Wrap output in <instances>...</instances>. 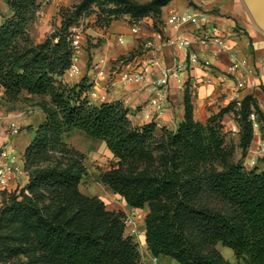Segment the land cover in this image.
Segmentation results:
<instances>
[{
    "label": "trees",
    "instance_id": "obj_1",
    "mask_svg": "<svg viewBox=\"0 0 264 264\" xmlns=\"http://www.w3.org/2000/svg\"><path fill=\"white\" fill-rule=\"evenodd\" d=\"M5 1L0 93L26 91L49 100L39 104L44 119L27 127L34 133L22 154L28 181L1 191L0 260L22 254L27 261L20 264H143L138 241L126 233V213L80 188L85 154L65 139L77 128L105 141L117 158L101 181L131 206H151L145 239L156 256L179 264H264V156L261 166L247 167L244 160L255 136L252 113L264 122L253 94L200 121L186 92L184 119L158 134L154 121L134 123L121 100L93 102L86 77L64 81L74 57L71 26L95 12V3L108 6L109 22L126 12L136 20L149 12L159 19L171 0H80L60 9L61 25L39 42L31 26L40 1ZM230 111L239 124L236 145L227 143L222 123ZM218 243L234 250L235 262Z\"/></svg>",
    "mask_w": 264,
    "mask_h": 264
},
{
    "label": "crops",
    "instance_id": "obj_2",
    "mask_svg": "<svg viewBox=\"0 0 264 264\" xmlns=\"http://www.w3.org/2000/svg\"><path fill=\"white\" fill-rule=\"evenodd\" d=\"M1 1H4L7 5L5 0ZM193 1L194 4H189L188 0H171L167 5L163 6L161 18L164 25L160 30H153L152 33L155 35V39L152 47L146 53L127 61L114 62V59L117 58L119 53L126 54L137 46L138 43L134 41L133 36H129L127 46L115 52L113 47L114 33H119V30H123L118 25V21H113L108 28H98V31L105 36L106 40L95 48L92 53V65L88 66V56L81 48L76 62L79 67L78 74L72 78L65 74L64 81L74 84L82 77H86L87 81L92 83L91 90L96 91L98 94L91 98L93 102L121 100L129 109V116L134 123L143 124L154 121L156 124L155 131L158 134L162 132L163 127L175 129L184 119L186 92L189 94L193 105L194 117L200 121H206L213 113L218 112L230 101L241 99L248 94L254 95L264 115V27L256 23L244 0ZM172 8L178 11L190 9L207 11L210 19V29L226 36L230 51L236 52L239 58L245 61V66L230 71L228 69L230 64L229 53L215 56L212 53V44L201 46L195 42L193 50L202 59H208L211 63L210 66L195 64L188 71L180 72L178 76L172 77L167 91V107L162 114L156 115L149 103L152 95L150 82L159 76L162 67H171L178 61L184 60L187 56V52L184 49L178 48L170 40V37L176 32L166 24V18ZM7 10L6 13H9L8 5ZM152 20L150 18L148 21L152 23ZM32 37L36 42L45 38V36L39 38L33 34ZM98 65L105 68V77L98 75ZM112 66H114L113 70ZM128 68L146 70L149 80L145 85L124 84L120 79V73ZM38 115L40 119L37 124L33 125L34 127L45 117L41 109ZM231 115L234 117V113L231 111L226 113L222 118V123L224 124V130L227 131V128H229L236 131L238 141L239 124L235 117L232 124L226 125ZM32 122L28 124H33ZM263 130L264 125L260 124L247 156L255 154L260 147H264ZM33 135V131L27 130L25 135L16 137L13 141L14 148L20 154H23ZM259 165L261 166L262 163H259ZM27 181L28 174L13 182L9 186V190L15 189L18 184L23 186ZM133 208L126 202V206L123 207L122 211L129 212ZM142 227L145 228V220L142 223ZM138 248L143 264H179L171 256H156L148 247L145 233L142 235Z\"/></svg>",
    "mask_w": 264,
    "mask_h": 264
},
{
    "label": "rangeland",
    "instance_id": "obj_3",
    "mask_svg": "<svg viewBox=\"0 0 264 264\" xmlns=\"http://www.w3.org/2000/svg\"><path fill=\"white\" fill-rule=\"evenodd\" d=\"M40 8L36 13L35 20L31 26V32L36 37L42 38L49 33H51L56 27L61 25L62 16L60 14V9L65 7H71L73 4L79 2L80 0H39ZM146 1V0H140ZM189 4H194L193 0H188ZM95 3L94 9L96 10L89 16L82 14L78 19L75 20V23L71 26V29L80 30L84 37L82 38V49L86 52L88 56V66H91L92 63V53L95 51V48L99 47L102 42H104L105 36H103L98 28H108L113 21H118V25L123 30H119V33H114L113 37V47L114 51L127 46L129 41V36H133L134 41H137V46L132 50H129L128 53L122 54L119 53L115 61H127L129 59L135 58L143 53H146L154 43L155 35L152 33L153 30H160L164 25L163 19H155L153 14L149 12L143 16L140 20H136L131 13L126 12L119 16V18H113L111 21H107V12L104 9H107L104 6ZM7 5L4 1L0 0V21L3 18L4 13H6ZM99 13V15L97 14ZM116 16L112 14V17ZM152 18V23L148 20ZM146 19V20H144ZM138 24L139 31L137 33L131 32V26ZM121 31V32H120ZM122 35L125 42H120L118 37ZM113 51V52H114ZM113 64V63H111ZM114 66H112V70ZM49 100L48 96L32 95L26 91H22L19 95L14 97H6L0 93V148L4 145L9 144L14 147L13 141L16 137L20 135H25L27 132L28 125L37 124L40 117L38 115L40 111L39 104L47 103ZM32 119V120H31ZM234 117L231 115L228 118V123L232 124ZM33 121V124H28ZM264 123V122H263ZM262 123V124H263ZM264 125V124H263ZM18 127V132H14V128ZM255 127V126H254ZM259 128H255V133ZM226 131V130H225ZM264 136V130L262 131ZM65 139L68 143L79 149L85 154V165L86 173L84 174L81 182L80 188L83 192L89 195H97L101 197L109 209L122 210L126 206L125 199L118 193L114 192L109 186L104 184L100 179L101 172L110 169L117 161V158L114 156L112 151L108 148L105 141L93 138L85 131L81 129H73L71 132L65 135ZM226 139L228 144L236 145L237 136L236 131L233 129L227 128ZM17 150V149H16ZM18 151V150H17ZM19 152V151H18ZM234 157L237 159L241 157L240 149H235ZM244 160H246L244 158ZM0 190V201L2 200ZM163 200H159L154 203V207L159 209L161 207ZM151 206L146 204L141 211V217L138 219L139 230L142 227V223L146 218V215L149 213ZM132 210L125 212L126 214H131ZM143 231H138L134 236V239L140 244ZM221 253L230 261H236V255L234 250L222 244L217 246ZM21 261H27V257L20 254L13 258L0 260V264H20Z\"/></svg>",
    "mask_w": 264,
    "mask_h": 264
},
{
    "label": "built area",
    "instance_id": "obj_4",
    "mask_svg": "<svg viewBox=\"0 0 264 264\" xmlns=\"http://www.w3.org/2000/svg\"><path fill=\"white\" fill-rule=\"evenodd\" d=\"M214 1V0H208ZM166 24L176 32L170 37V40L178 48L184 49L187 56L184 60L178 61L175 65L162 67L159 76L150 82L152 95L149 103L153 112L156 115L162 114L167 107V91L170 79L178 76L180 72L188 71L195 64L210 66L208 59H202L199 54L193 50L195 42L201 46L213 45L212 53L217 56L223 53H229L230 71L237 70L245 66V61L241 60L236 52L230 51L226 36L210 29V19L207 11L200 9H190L186 11H178L172 8L166 18ZM139 31L138 24L131 26V32ZM83 33L75 28L71 36V44L74 48V57L71 66L67 69L66 75L69 78L75 77L78 74L79 67L77 59L79 51L82 47ZM120 42H124V37H118ZM100 65H98L99 67ZM100 77L106 76L104 67H99L97 71ZM120 79L124 84H146L149 80L148 72L142 69L128 68L120 73ZM94 90L89 91V97L97 96ZM254 126L257 129L260 123L256 121L255 113H252ZM14 132H18V127L14 128ZM264 156V147H260L255 154L246 156L245 165L253 167L259 163V158ZM23 156L13 146L6 144L0 148V190L9 189V186L17 181L20 177L26 175ZM21 187L20 184L16 188ZM142 208L134 207L131 214H126L124 221L126 224V233L134 237L138 231L145 233V228L139 230L138 219H140ZM157 259V257H155Z\"/></svg>",
    "mask_w": 264,
    "mask_h": 264
},
{
    "label": "water",
    "instance_id": "obj_5",
    "mask_svg": "<svg viewBox=\"0 0 264 264\" xmlns=\"http://www.w3.org/2000/svg\"><path fill=\"white\" fill-rule=\"evenodd\" d=\"M256 23L264 27V0H244Z\"/></svg>",
    "mask_w": 264,
    "mask_h": 264
}]
</instances>
